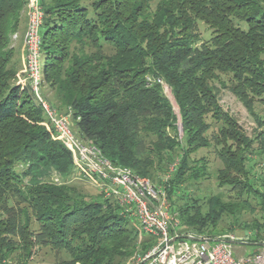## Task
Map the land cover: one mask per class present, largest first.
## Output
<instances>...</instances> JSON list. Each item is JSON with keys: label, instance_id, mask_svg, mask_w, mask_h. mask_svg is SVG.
I'll return each instance as SVG.
<instances>
[{"label": "trees", "instance_id": "1", "mask_svg": "<svg viewBox=\"0 0 264 264\" xmlns=\"http://www.w3.org/2000/svg\"><path fill=\"white\" fill-rule=\"evenodd\" d=\"M27 3L0 0V264H31L42 248L55 264H133L154 238L102 192L70 183L75 156L9 48L10 36L25 31ZM39 3L43 95L70 116L75 134L113 165L166 186L184 232L214 240L242 230L250 243L264 240V0ZM223 90L258 133L223 108ZM206 150L219 192L201 196L196 187L213 162L195 157Z\"/></svg>", "mask_w": 264, "mask_h": 264}, {"label": "built area", "instance_id": "2", "mask_svg": "<svg viewBox=\"0 0 264 264\" xmlns=\"http://www.w3.org/2000/svg\"><path fill=\"white\" fill-rule=\"evenodd\" d=\"M44 12L39 0H30L24 48L25 72L33 100L41 106L60 140L73 152L77 168L94 178L105 199L118 206L120 214L138 222L142 232L154 238L155 244L133 264H264V240L250 243L249 238L228 234L208 240L182 229V223L171 212L166 186L137 176L130 168L113 165L104 159L91 143L74 132L70 116L61 115L41 95L44 87L41 29ZM174 167L171 168V172ZM168 174L166 182L170 178ZM252 245L257 251L238 256L235 245Z\"/></svg>", "mask_w": 264, "mask_h": 264}, {"label": "rangeland", "instance_id": "3", "mask_svg": "<svg viewBox=\"0 0 264 264\" xmlns=\"http://www.w3.org/2000/svg\"><path fill=\"white\" fill-rule=\"evenodd\" d=\"M29 5H30V0H28L27 6L25 11L23 12L24 16V21L26 22L27 19V24H28V17H29ZM23 34H15L10 36V44L9 48H13V51L15 53V60L17 62L18 67L21 68V73L23 76H25V61H24V51H23V42L25 40V35H26V29L25 31H22ZM201 33L203 36L204 40H207L209 38V32H207L206 26L202 25L201 26ZM24 80V79H23ZM43 89H45L46 95L48 97L50 96V92L47 86H45ZM42 89L41 95L44 97L43 92L44 90ZM165 94L173 104L176 113L179 114L178 107L175 103V100L168 88H165ZM221 105L223 108L230 112L239 122V124L244 128V130L249 134L252 135L254 132L258 133L260 131L259 126L257 125V122L255 119L250 115V113L247 111V109L243 106V104L228 90H223L221 93ZM260 107H257V110L259 112V115L264 116L260 110L258 109ZM65 115V114H61ZM201 156H207L210 158V160L213 162L211 165V170L212 174L210 175V178L207 180H203L199 185H197L196 188H199L200 190V195L201 196H209L213 195L219 192V188L217 186V180L215 177V172L216 168L218 167V164L214 163V158L215 155L212 151H201L199 152L195 158H200ZM264 163V160L262 161ZM20 170L23 169L22 166L19 168ZM52 181L54 180L55 182L59 180L57 176L52 177ZM71 184H75L78 186V189L87 195H92L94 197L98 196L101 194V190L99 188V183L96 180H93L92 178H83L81 175V171L76 169L73 177L70 180ZM193 188V189H196ZM258 217H261V213H255ZM130 224H133L130 222ZM242 230H238L237 236L239 238H245L243 235H241ZM232 234V233H229ZM228 235V234H226ZM224 235V236H226ZM143 241V238L140 239V242ZM235 253L238 256H243V255H251L257 251L256 246L252 245H246V246H240L235 245ZM31 264H55V257L52 252H50L47 249H38L36 251V254L34 255V259Z\"/></svg>", "mask_w": 264, "mask_h": 264}, {"label": "crops", "instance_id": "4", "mask_svg": "<svg viewBox=\"0 0 264 264\" xmlns=\"http://www.w3.org/2000/svg\"><path fill=\"white\" fill-rule=\"evenodd\" d=\"M24 28L27 29V19L26 22L24 23Z\"/></svg>", "mask_w": 264, "mask_h": 264}, {"label": "water", "instance_id": "5", "mask_svg": "<svg viewBox=\"0 0 264 264\" xmlns=\"http://www.w3.org/2000/svg\"><path fill=\"white\" fill-rule=\"evenodd\" d=\"M180 128H181V132H183V129H182V124L180 125Z\"/></svg>", "mask_w": 264, "mask_h": 264}]
</instances>
